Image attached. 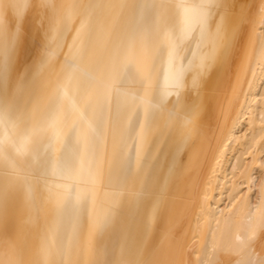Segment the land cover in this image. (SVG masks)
<instances>
[{
	"label": "bare ground",
	"instance_id": "bare-ground-1",
	"mask_svg": "<svg viewBox=\"0 0 264 264\" xmlns=\"http://www.w3.org/2000/svg\"><path fill=\"white\" fill-rule=\"evenodd\" d=\"M0 264H264V0H0Z\"/></svg>",
	"mask_w": 264,
	"mask_h": 264
}]
</instances>
